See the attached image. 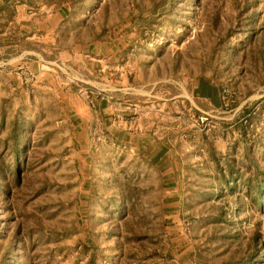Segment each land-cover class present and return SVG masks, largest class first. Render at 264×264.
<instances>
[{
  "label": "rangeland",
  "instance_id": "374dc122",
  "mask_svg": "<svg viewBox=\"0 0 264 264\" xmlns=\"http://www.w3.org/2000/svg\"><path fill=\"white\" fill-rule=\"evenodd\" d=\"M14 1L63 19L55 45L0 48V164L12 169L16 146L26 150L6 206L0 195V264L17 227L32 264H87L91 253L81 244L97 264H232L254 242L255 264H264V0ZM22 47L59 58L58 75L44 80L14 57ZM86 48L109 57L94 62L111 67L110 86L102 76L78 75L73 52ZM200 78L220 88L208 130L195 107L208 110L207 103L192 94ZM102 97L128 107L132 126L168 131L186 162L176 166V180L164 184L144 162L141 174L129 173L140 161L120 167L131 152L103 132L98 113L89 116L93 133L79 138L76 105H86L83 98L95 108ZM212 156L220 167L226 156L240 179L233 193L205 200L217 176Z\"/></svg>",
  "mask_w": 264,
  "mask_h": 264
},
{
  "label": "crops",
  "instance_id": "0c3cea01",
  "mask_svg": "<svg viewBox=\"0 0 264 264\" xmlns=\"http://www.w3.org/2000/svg\"><path fill=\"white\" fill-rule=\"evenodd\" d=\"M39 12H31L30 6L27 2L0 0V48L6 46L13 47V45L19 43L33 44L35 41H42L44 45H47L50 39H52V41L49 42L48 45H50V43L55 45V40L58 36L57 28L60 26V21L63 18L60 17V15H55L52 13L42 14L43 12ZM44 52L45 50L43 48L41 50H33L28 49L27 47H22L18 51L14 52V57L16 56V58L24 60V63H29L32 68H36L38 70L40 76L44 75L42 76L44 80H48V78L54 76L53 73L58 75L56 69L58 68L60 70L61 67L57 63L59 58L54 56V59L56 60H47L44 58ZM73 54L76 55L78 59H80L79 63L76 64L79 68V76L85 77L88 80L102 76V80L106 82V86H110L112 79L111 77L109 78V76L107 77L105 73L111 71V67L105 63L100 64L94 62H100L102 59L109 60V57H107L105 53H95L94 55L91 49L86 48L82 50L79 49V51H75ZM26 60H30V62H27ZM107 63L109 64V61H107ZM204 79L205 78H200L198 80L192 91V94L193 96H196L197 104L200 106L204 107V105L201 104L207 103L204 108H207L208 110H204L199 106L195 107L197 108L198 112H219V94H211V96L208 97L200 93L201 90L206 88ZM210 83L212 85L214 84L212 81ZM81 85L91 88V86L85 82H82ZM125 98L128 99L129 97L125 95ZM81 100H83L81 102H85L86 105H76V108L74 109L75 112L73 115H76L75 119L80 120L75 125V128H72L74 132L77 131V133L81 136H86L88 133H93L91 131L92 125L90 124V126H88L90 121L89 116H92L93 112L98 113L100 116V124L102 125L103 132L114 139L119 145L122 144L126 149L129 148V152H131L129 154L131 156V158H129L130 160L128 159L124 163L120 164V167H129V162L132 160L140 161V168L138 171L130 170L129 173H133L135 175L141 174L140 171L144 162L146 164V168H148L150 171L155 170L157 173H161V176L165 178L163 179L164 184L176 180L175 177L178 176V174L175 172L177 169L176 166H179L180 163L183 165L186 162H181L182 160L180 161L177 157L178 154H175V151L173 150L174 144L168 137V131L159 133V130L156 131L153 126L142 127L143 125L140 123L132 126L131 118L133 116L128 117V115L132 113L131 110L128 107L117 109L107 98L102 97L100 100H96V106H94L95 108H91L87 101L83 98ZM78 102H80V100ZM139 108H142V106ZM139 108L134 109L133 113H135V110H138ZM118 110L120 112H117ZM157 111H164V109L159 108ZM118 113L125 114L126 116L120 117ZM137 118L139 119L140 117L138 116ZM83 119L87 120L85 126L83 124ZM81 136L79 137L80 139H87V137L85 138V136ZM127 153L128 152L125 154ZM200 163L201 162H199V164ZM125 173H128V171Z\"/></svg>",
  "mask_w": 264,
  "mask_h": 264
},
{
  "label": "trees",
  "instance_id": "16d2710c",
  "mask_svg": "<svg viewBox=\"0 0 264 264\" xmlns=\"http://www.w3.org/2000/svg\"><path fill=\"white\" fill-rule=\"evenodd\" d=\"M210 82V80L204 79L206 88L204 90H201L200 93L208 97H210L211 94H220V88L217 85H212ZM243 112H246V110L244 109ZM14 153L15 161L12 169H5L0 164V195L2 196L4 206H6L4 197L6 198V196H8L11 189L10 177H14L17 183L20 182L21 172L23 170L22 165L24 164L26 157V150L20 148L19 146H16ZM20 153L21 156H19ZM212 157L214 158V156ZM214 159L216 161L215 166L217 169V176L215 177V179L210 181L211 186L208 189L209 192L205 200H209L211 196L219 198L222 197L224 195V189L226 188L230 193H233V185L240 179V177L238 176V169L235 168L233 162L230 161L226 156L223 157L225 167H220L217 158L215 157ZM263 182L264 177H262L260 182L258 183L260 187L258 194L260 203L264 201ZM113 205L116 208L114 210L121 213L123 201L119 198L113 199ZM216 208L219 210V218L226 214L221 204H218ZM19 232L20 229L19 227H17L14 233V237L11 239L10 243H8L4 251L3 257L1 259V264H32L29 260L28 254H26V251L24 249L25 238ZM237 234L238 232H234L231 237L235 238ZM259 237L260 234L258 232L253 234V238L255 241L258 240ZM253 246L254 247L251 249V251H249L245 255H240V257L234 260L232 264H255V262H257L256 258L259 256L257 255L258 245L256 242H254ZM80 248L83 250V253L87 251L91 253L87 260V264H97V262L95 261L96 254L93 253L94 250L91 247H87L86 245L81 244ZM198 262L200 261L198 260Z\"/></svg>",
  "mask_w": 264,
  "mask_h": 264
},
{
  "label": "built area",
  "instance_id": "2783aa9c",
  "mask_svg": "<svg viewBox=\"0 0 264 264\" xmlns=\"http://www.w3.org/2000/svg\"><path fill=\"white\" fill-rule=\"evenodd\" d=\"M213 115L210 112L202 111L197 117V124L208 130L213 121Z\"/></svg>",
  "mask_w": 264,
  "mask_h": 264
}]
</instances>
